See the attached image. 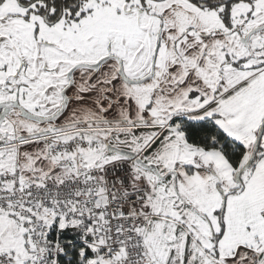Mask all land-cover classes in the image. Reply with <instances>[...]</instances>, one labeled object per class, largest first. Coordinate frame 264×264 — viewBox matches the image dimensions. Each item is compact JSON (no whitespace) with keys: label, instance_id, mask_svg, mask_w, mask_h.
<instances>
[{"label":"snow or ice","instance_id":"snow-or-ice-1","mask_svg":"<svg viewBox=\"0 0 264 264\" xmlns=\"http://www.w3.org/2000/svg\"><path fill=\"white\" fill-rule=\"evenodd\" d=\"M0 264H264V0H0Z\"/></svg>","mask_w":264,"mask_h":264}]
</instances>
